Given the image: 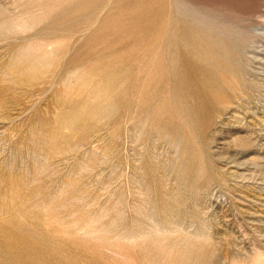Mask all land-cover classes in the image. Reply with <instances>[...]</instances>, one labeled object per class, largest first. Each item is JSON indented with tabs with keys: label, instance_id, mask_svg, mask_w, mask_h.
<instances>
[{
	"label": "rangeland",
	"instance_id": "1",
	"mask_svg": "<svg viewBox=\"0 0 264 264\" xmlns=\"http://www.w3.org/2000/svg\"><path fill=\"white\" fill-rule=\"evenodd\" d=\"M263 15L0 0V264H264Z\"/></svg>",
	"mask_w": 264,
	"mask_h": 264
},
{
	"label": "bare ground",
	"instance_id": "2",
	"mask_svg": "<svg viewBox=\"0 0 264 264\" xmlns=\"http://www.w3.org/2000/svg\"><path fill=\"white\" fill-rule=\"evenodd\" d=\"M175 3H177V1L175 2ZM174 3V4H175ZM185 4V3H184ZM178 5V4H177ZM182 5V4H181ZM180 6V5H179ZM176 8H177V6H175ZM182 7V6H181ZM184 7V6H183ZM188 7V6H187ZM186 7V8H187ZM185 8V7H184ZM183 9V8H182ZM190 9H193V8H190ZM184 10H187V9H184ZM196 11V10H195ZM200 11V10H199ZM194 12V11H193ZM179 13V12H178ZM195 13V12H194ZM199 12H196V14H198ZM201 13L202 14H204L205 12L203 11H201ZM187 13L185 12V15H186ZM206 14V13H205ZM208 14V13H207ZM207 14H206V16H207ZM210 14V13H209ZM181 15H182V13H181ZM184 15V14H183ZM184 15V16H185ZM190 15V14H189ZM191 15H193L192 14V12H191ZM190 15V16H191ZM199 15H201V14H199ZM258 15H261V14H258ZM179 16V15H178ZM202 16H204V15H202ZM210 16H212V15H210ZM214 16V15H213ZM217 16V15H216ZM219 16V15H218ZM172 17V16H171ZM186 17V16H185ZM189 17V16H188ZM196 17V16H195ZM198 17V16H197ZM263 17H264V15L263 16H261V18L263 19ZM190 18V17H189ZM188 18V19H189ZM193 18V17H192ZM200 17H198V19H199ZM206 18V17H205ZM207 18H209L208 16H207ZM187 19V18H186ZM185 19V20H186ZM198 19H196V20H198ZM202 19V18H201ZM219 19H220V17H219ZM224 19V20H223ZM223 19H221V20H223V21H225V17L223 18ZM190 20V19H189ZM194 20V19H193ZM203 20V19H202ZM174 21V20H173ZM172 21V22H173ZM181 21H184V17H183V19H181ZM187 21V20H186ZM191 21V20H190ZM208 21V20H207ZM210 21V20H209ZM166 22V21H165ZM178 22V21H177ZM185 22V21H184ZM183 22V23H184ZM197 22V21H196ZM216 22V21H215ZM219 22V21H218ZM230 22V21H229ZM228 22V23H229ZM232 22V21H231ZM167 23V22H166ZM180 23V22H179ZM186 23V22H185ZM194 23V21L192 22V24ZM198 23V22H197ZM168 24V23H167ZM176 24V22H174V25ZM189 24H191V22L189 23ZM188 24V25H189ZM199 24H201V22L199 23ZM206 24L207 23H205V24H203L205 27H206ZM218 24V23H217ZM170 25H171V23H170ZM178 25V24H177ZM180 25V24H179ZM194 25V24H193ZM202 25V24H201ZM202 25V26H203ZM208 25H210V24H208ZM245 25H247V24H245ZM165 26H166V24H165ZM184 26V25H183ZM186 26H187V23H186ZM194 26H196V25H194ZM216 26V25H215ZM243 26V25H242ZM167 27V26H166ZM168 27H169V25H168ZM168 27L167 28H162V29H168ZM173 27H175V26H173ZM179 27V26H178ZM178 27H176V28H178ZM192 27V26H191ZM200 27V26H199ZM171 28V27H170ZM175 28V29H176ZM188 28V27H187ZM194 28V27H193ZM209 28V27H208ZM211 29H213L212 27H210ZM217 29H218V27H216ZM223 28V27H222ZM245 28V27H244ZM186 29V28H185ZM205 29V28H204ZM203 29V30H204ZM248 29V28H247ZM170 30V29H169ZM181 30V29H180ZM183 30V29H182ZM200 30H201V28H200ZM168 31V30H167ZM176 31H178V29L176 30ZM194 31H197L196 29L194 30ZM198 31H199V29H198ZM205 31V30H204ZM207 31V30H206ZM169 32V31H168ZM200 32V31H199ZM215 32H216V30L214 31V34H215ZM228 32V31H227ZM165 33H166V30H165ZM164 33V34H165ZM174 33V32H173ZM198 33V32H197ZM202 33V31L200 32V34ZM175 34V33H174ZM199 34V33H198ZM208 34V33H207ZM211 34H212V32H211ZM219 34V33H218ZM217 34V35H218ZM221 34V33H220ZM224 34V33H223ZM176 35V34H175ZM178 35V40L177 41H179V43H181V46L179 47L180 48V50L179 49H177L178 50V52H179V54L180 53H182L183 54V56L185 57V59H186V63L188 64V62H187V59L189 58V57H192L193 56V54H195V56H196V60L197 61H200V62H204V64H211V62L208 60V59H206L204 56H203V54H201L199 51H198V48H202L203 47V44H200V43H202V39L200 38H195L194 40L192 39V40H190V38H189V36H185V34L184 33H181V35H180V32H179V34H177ZM232 35V34H231ZM163 36V35H162ZM216 36V35H215ZM225 36H227V35H225ZM243 36V35H242ZM177 37V36H176ZM175 37V38H176ZM212 37V36H211ZM220 37V36H219ZM222 37V36H221ZM220 37V38H221ZM239 37V36H238ZM213 38V37H212ZM212 38H209V39H212ZM217 38H218V36H217ZM226 38V37H225ZM241 39V38H240ZM195 40H197V41H195ZM213 40V39H212ZM227 40V39H226ZM235 41V40H234ZM234 41H233V43H234ZM162 42H163V40H162ZM198 42V43H197ZM246 42V41H245ZM244 42V43H245ZM241 43H242V41H241ZM243 43V44H244ZM235 45V44H234ZM231 47V46H230ZM233 47H235V46H233ZM229 48V47H228ZM237 48V47H236ZM230 50V49H229ZM228 50V51H229ZM237 50V49H236ZM240 50H243V49H240ZM197 51L200 53H197ZM238 51V50H237ZM237 53V52H236ZM166 54V53H165ZM208 55V54H207ZM226 55H227V52H226ZM238 55H240V54H238ZM230 57V56H229ZM211 58V57H210ZM217 63V62H216ZM233 63V62H232ZM237 63V62H236ZM165 65V64H164ZM212 65V64H211ZM221 66V65H220ZM179 67V66H178ZM240 67V66H239ZM244 67V66H243ZM245 68V67H244ZM204 70H205V72H206V74L208 75V76H212L213 74H212V71H211V67H209V66H206V67H204ZM242 70V69H241ZM240 70V71H241ZM246 70V69H245ZM244 69H243V71L244 72H246ZM178 71V70H177ZM239 71V72H240ZM170 72V71H169ZM232 74H234V73H232ZM245 74V73H244ZM234 75H236V74H234ZM240 75V74H239ZM243 75V74H242ZM224 77H225V75H223ZM226 76H228V74H226ZM233 76V75H232ZM245 76V75H244ZM243 76V77H244ZM222 76H220V78H221ZM238 77V76H237ZM227 78V77H226ZM233 78H235V77H233ZM245 78V77H244ZM230 80H231V78H229ZM228 79V80H229ZM241 79H242V77H241ZM222 81V80H221ZM223 81H225L224 80V78H223ZM223 81H222V83H223ZM238 81V80H237ZM229 82H231V81H229ZM226 83H227V79H226ZM234 83V82H233ZM225 85V84H224ZM227 85V84H226ZM235 85H236V83H235ZM248 85L249 84H247V87H248ZM228 89H230V87H228ZM239 89H241L240 87H239ZM238 89V90H239ZM249 89V88H248ZM232 91H233V87H232V89H231ZM235 90V89H234ZM237 90V89H236ZM236 90H235V92H236ZM240 91V90H239ZM235 92H231V93H235ZM241 92V91H240ZM228 103V102H227ZM224 105V104H223ZM258 260V259H257Z\"/></svg>",
	"mask_w": 264,
	"mask_h": 264
}]
</instances>
